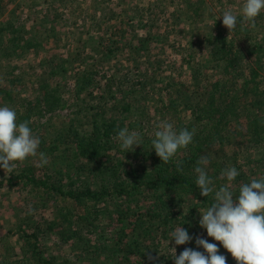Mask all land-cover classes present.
<instances>
[{"label":"trees","instance_id":"16d2710c","mask_svg":"<svg viewBox=\"0 0 264 264\" xmlns=\"http://www.w3.org/2000/svg\"><path fill=\"white\" fill-rule=\"evenodd\" d=\"M39 1L48 4L42 22L26 1L0 0V65L30 54L38 60L17 73L11 89L0 88V105L30 122L48 158L43 166L37 156L12 171L0 168V186L25 198L19 226L9 232L18 248L8 244L0 264H174L185 248L204 252L197 236L216 243L226 264H237L199 225V212L214 198L200 194L194 169L207 156L208 175L234 197L242 184L264 178V12L231 33L222 18L213 19L200 38L192 27L214 0L117 17L102 0L86 8L84 0ZM227 1L239 18V0ZM28 70L35 83L23 97L18 84ZM87 118L91 128L80 129ZM165 118L194 131L167 163L151 145ZM123 127L141 136L135 151L120 149ZM237 139L233 158L216 161ZM232 166L239 176L229 184L221 171ZM176 227L193 239L175 245Z\"/></svg>","mask_w":264,"mask_h":264},{"label":"clouds","instance_id":"9594fccd","mask_svg":"<svg viewBox=\"0 0 264 264\" xmlns=\"http://www.w3.org/2000/svg\"><path fill=\"white\" fill-rule=\"evenodd\" d=\"M262 12L264 0H244L239 18L231 10H225L221 17L231 33L238 23L254 25ZM29 124V121L18 122L13 108L0 105V168L4 171H12L18 163L30 157L38 156L41 166L48 163L46 154L39 151L40 138L32 132ZM193 136V130H177L173 123L162 120L154 131L152 149L163 163H167L179 150L192 143ZM116 138L122 151L132 152L136 146L142 145L141 136L127 127L120 128ZM209 163V158L202 156L194 169L200 194L204 197L213 194L214 198L206 210L199 212L200 227L206 230L208 237L220 242L237 264H264V178L242 184L234 197L228 186L216 187L207 172ZM221 176L230 184L239 172L232 166L223 169ZM170 236L175 245H184L193 239L183 227H176ZM195 242L204 252L185 248L179 256L175 255L174 264H226V257L219 252L216 243L199 236ZM171 250L176 252L175 248Z\"/></svg>","mask_w":264,"mask_h":264},{"label":"rangeland","instance_id":"374dc122","mask_svg":"<svg viewBox=\"0 0 264 264\" xmlns=\"http://www.w3.org/2000/svg\"><path fill=\"white\" fill-rule=\"evenodd\" d=\"M19 1L20 0H17V2L12 3L11 6L17 5ZM24 1H26L25 3L26 6L30 7L29 13L31 11H36L35 16L38 18V22L39 21L42 22L44 20L42 13L45 12L46 10L45 7H47L48 4L46 2L44 3L39 0H31V2H27V0H24ZM84 1L86 4L83 7L86 8V7H89L91 4H93L95 0H84ZM114 1L115 0H102V4H105L104 5L105 11L110 10V9L118 11L115 13L117 17L118 13L128 11V10L134 11V14H137L139 12L148 14V13H154V12L148 11L149 7H151L152 10L155 7L156 8L155 12L160 10V8L157 6H166L167 8L171 7V9H173L174 2L178 0H125L123 4H118L117 1L115 2ZM79 2L81 1L79 0ZM243 4H244V0H239L236 2V5L238 6H243ZM106 5H108L109 7L106 8ZM138 7H143L144 10H141ZM233 8L234 7H233L232 2L230 1L228 2L227 0L208 1L202 14L200 15L199 23L195 24L192 27L194 29V33H197L198 37L200 38L210 33L213 30V24L216 22V20L213 21V19H219L225 10L232 11ZM27 11L28 10L25 9L24 13H26ZM29 18L30 17H28V19ZM80 19L81 18H79V20ZM68 24H70V22ZM61 28L63 29V31L66 29L63 26ZM80 32L81 30L79 29L77 33H80ZM197 57H200V55H198ZM137 60L143 61L142 58H137ZM37 61L38 60L34 59V55L30 54L28 58H26L25 56V57L19 58L18 60L12 61L11 63L3 62V64L0 65V88L6 87L7 89H11L12 87L11 81L14 77H16L17 73H20L22 69L23 70L29 69L30 65H33L34 62L37 63ZM93 65L94 64H89L87 65V67H92ZM34 75L35 74L33 70H28V72H26L24 75H20L22 82L20 85L18 84V87L20 90H22V92L24 91L23 95L25 96L23 97H27L31 93V87L32 85H34L33 83H35ZM5 76L7 77L9 76V77L7 78ZM16 85L17 83H15L14 89H17ZM160 94L161 93H158L157 96H160ZM15 96H18V95H15ZM1 103H2V96H0V104ZM73 111L75 110H72V113H73V115H71L72 117L76 119L81 118L80 115L74 114ZM72 117H65L63 118V121L69 120V119L71 121ZM168 118H170V116ZM168 118H165V120H169ZM90 119L91 118H87L86 125L81 126L79 122H78L79 125L78 124L76 125H78L80 129H89V127L91 128ZM54 121L55 120L53 119V122ZM58 123L61 124L60 121ZM239 142H240V139H237L236 141H232V144H231L232 146L227 147L224 150V152L222 151V149H219L220 151L219 155L215 156V158H217L216 161L219 159L222 160L224 158H227L228 160L230 158H233L232 154L237 152V150L235 151V145H238ZM27 162L28 161L26 160L23 163H27ZM3 173H4L3 170L0 171V175H3ZM8 188L9 187L6 185L0 186V242H1L0 253L1 252L5 253L4 251L6 250L8 244L10 245L14 243L17 244V235L15 237L14 236L12 237L11 235H9V232H12V231L15 232L17 230L19 226L18 214L22 213V206L20 205L21 207H19V202H21V204L25 202V198L22 194H19L18 192L10 191L8 190ZM17 248H18V244H17ZM57 251L59 255L61 254L63 255L66 250H57Z\"/></svg>","mask_w":264,"mask_h":264}]
</instances>
